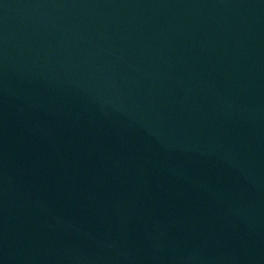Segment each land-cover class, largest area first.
Here are the masks:
<instances>
[{
	"label": "water",
	"instance_id": "obj_1",
	"mask_svg": "<svg viewBox=\"0 0 264 264\" xmlns=\"http://www.w3.org/2000/svg\"><path fill=\"white\" fill-rule=\"evenodd\" d=\"M0 264H264V0H0Z\"/></svg>",
	"mask_w": 264,
	"mask_h": 264
}]
</instances>
